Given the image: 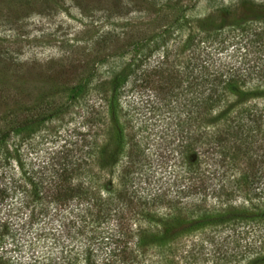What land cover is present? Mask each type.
I'll list each match as a JSON object with an SVG mask.
<instances>
[{"label":"trees","instance_id":"trees-1","mask_svg":"<svg viewBox=\"0 0 264 264\" xmlns=\"http://www.w3.org/2000/svg\"><path fill=\"white\" fill-rule=\"evenodd\" d=\"M262 21L243 20L230 26L233 29L225 34L234 42L231 49H236L229 59L228 54L220 57L229 45L224 46L223 40L216 37L209 38L212 36L209 33L198 37L202 43L200 51L193 34L182 40L180 52L174 55L167 44L162 46L161 58L150 66L146 58L157 52L164 39L156 43V49L145 51L140 46L136 51L133 47L131 59L111 65L110 77L102 81L105 86L97 85L101 98L99 110L90 111L86 117L88 128L94 127L92 137L73 129L74 135L86 136L78 138L81 144L75 143V148H70L69 140L65 139L59 150L50 149L40 160L36 159L39 164L35 169L27 166L30 161L27 162L14 138L20 137L22 141L23 135L29 137L34 130L46 127L59 109L38 112L37 103L43 101V93L31 105L22 107L20 113L27 116L17 122L13 118L12 129L0 133V167L12 161L11 188L5 185L0 188V243H4L0 245V264H21L16 259L18 255L15 256L19 230L31 233L39 216L46 217L48 210L63 219L60 227H67L66 233L59 229V238H69L71 229H85L86 222L108 229L101 235L103 240L98 241L104 242L106 257L97 261L92 258L95 251L85 248L79 252L80 263L75 262L78 258L76 253L71 254L73 249H68V243L64 244L55 234L50 235L54 241L59 240L61 247L57 264H137L131 257H136L134 252L141 248H145L142 250L145 253L151 250V256L166 262V256H174L175 243L181 236L204 227L239 222L264 226V27L257 36L249 35L256 30L254 25L262 26ZM201 26L204 32L215 28L209 22ZM217 33L219 29L214 35ZM104 40L102 35L96 42ZM210 45L217 58L207 51ZM186 50L199 56L191 57L182 68L179 64L174 66L181 59L179 54ZM127 85H132V92L143 95V107L138 106V110L150 115L142 118L141 114L138 120L131 115L134 108L124 109L123 88ZM81 87L80 81L71 88V99L78 97ZM88 87L86 83L85 95L90 91ZM32 109L34 114L29 116ZM157 112L161 117L154 131L155 125L149 119ZM150 143L154 144L150 150L152 157L146 152ZM257 146L262 153L253 152ZM154 158L160 174L156 175L154 168L152 178L158 176L155 180L162 187L140 195L134 172L140 166H152ZM242 159L245 164L240 165ZM227 167L235 169L230 173L233 180L230 188L232 193L239 194L238 198L222 201L219 207L224 208L211 207L212 210L190 199L191 195L205 196L209 190L207 181L214 178L211 174L223 169L224 177ZM166 173L168 179L163 181ZM214 193L222 194L221 189H214ZM236 200L239 203L232 204ZM188 207H191L189 212ZM74 208L77 211L71 217ZM142 229L148 237L141 234ZM41 235L40 232L36 238ZM5 236L9 237L7 243ZM131 239H134L133 247L128 244ZM115 254H122L121 258H112ZM34 255L37 257L38 253L31 254L35 259ZM49 258L56 260L57 255ZM254 261L264 264L263 257ZM254 261L246 264H255Z\"/></svg>","mask_w":264,"mask_h":264},{"label":"rangeland","instance_id":"rangeland-1","mask_svg":"<svg viewBox=\"0 0 264 264\" xmlns=\"http://www.w3.org/2000/svg\"><path fill=\"white\" fill-rule=\"evenodd\" d=\"M256 19H264V0H0V133L12 129L13 118L17 122L26 117L24 112L20 113V109L31 105L32 101L43 93V101L37 103V110L39 112L45 109L47 111L59 109L55 118L46 123V127L34 130L29 137L23 135L22 141L20 137L14 138L16 145L20 143V150L25 154L27 162L30 161L28 162L30 165L27 166L38 168L39 162L36 159L40 160L50 149L59 150L65 139L69 140L67 146L70 148H75V143L77 146L81 144V139L78 138L86 136L74 135L73 129L89 133L92 137L94 127L88 128L89 121L86 117L99 110L101 98L97 85H102V81L110 77L111 65L116 66L124 63V59L126 61L131 59L135 47L136 51L140 46H144L145 51L149 48L156 49L158 46L156 43L160 42L161 38L164 39L157 52L146 58L150 66L161 58L159 52L162 46L167 44L173 49L171 55H174L180 52L182 40L193 34L194 44L198 45L196 48L200 51L202 43L198 37L209 33L212 35L208 36L209 38L216 37L218 41L223 40L224 46L229 45L228 51L226 49V52L220 56L224 58L228 54L226 58L229 59L236 48L231 49L230 44L233 41L226 36V31L233 29L230 26L237 21L249 22ZM208 22L215 28L210 32H204L201 23ZM261 25V27L254 25L253 28L256 30L249 35L257 36L256 33L262 31L264 23ZM217 29L219 33L214 35ZM102 35H105V43L102 41L97 43V39L99 40ZM136 42L138 46L133 45ZM214 45L217 46L218 42ZM187 50L179 54L181 59L179 62H174V66L179 64L182 68L185 62L191 61V57L199 56V53L192 55ZM207 51L215 57L212 45ZM80 81L82 87L79 88L78 97L71 99V88ZM86 83L90 88L87 95L83 93ZM130 86L132 85L123 88L124 109L134 108L131 115L138 120L141 114L142 118L150 115V112L144 113L138 110V106L143 107L142 102L145 98L137 92H132ZM33 114L34 109L28 112L29 116ZM160 117L157 112L149 119V123L155 125L154 131L157 129ZM147 131L150 133L149 130ZM147 131L143 134H147ZM151 149H154L153 143H150L146 149L149 155L152 154ZM259 149L260 146H257L253 152L262 153ZM154 160L152 166H140L134 172L133 178L135 180L138 178L140 195H144L145 192L153 193L156 187L161 186V183L155 180L158 176L152 178L155 173H152L154 168L156 175L160 174L155 165L156 158ZM244 162V159L239 160L240 165L245 164ZM7 163L0 167V188L4 187L3 185L11 188L12 185V161ZM222 170L212 173L209 169V174L212 173L214 178L207 181L208 193L205 196L191 195L190 199L194 198L195 203L199 202L207 207V210H212L211 207L224 208L219 207L222 201L229 202L232 197L238 198L239 194L232 193L230 188V183L233 182L230 173L235 169L231 170L227 167L224 177ZM167 176L168 173L163 175V181L168 179ZM214 189H221L222 194L217 196ZM230 190L231 192L225 195ZM239 201H233L232 204H238ZM190 209L191 207H188L187 212ZM76 211L75 208L71 209L70 216L75 217ZM59 217L60 215L55 217L48 210L46 217L39 216L36 224L30 229L31 233L24 232L26 229L19 230L18 251L15 253V256L18 255L16 259L19 263L55 264L60 261L59 240L56 242L49 238L50 235L61 234L59 229H64L62 232L65 233L67 231V227H60L63 219ZM84 226L85 229L69 230L71 232L69 238L67 236V238L58 236L57 238L63 239L64 244L68 243V249H73L71 254L76 253L78 258L75 260L76 263L82 262V257L78 255L85 248L95 251V254H92L93 259L99 261L102 257L105 258L104 242L99 244L98 241L103 240L101 235H104L108 229L95 226L91 222H86ZM40 232L41 237L36 238ZM35 233L38 234L34 235ZM141 234L148 237V233L143 229ZM7 236H5L6 243L9 238ZM128 244L133 247L134 239ZM175 244H177L176 252L172 258L166 256V262L163 258L151 256V250L142 252L145 248H141L138 253L134 252L137 256L131 257L132 261H137V264H169V262L171 264H246L249 260L264 258V226L239 222L204 227L181 236ZM0 245L4 243L1 242ZM148 245L154 247L151 242H148ZM5 248L9 250V247H3ZM30 248L32 249L29 250ZM33 252L38 253L36 256L39 258L34 255V259L31 256ZM50 255H57V259L49 258ZM121 255L115 254L111 257L119 259ZM255 264L259 263L255 262Z\"/></svg>","mask_w":264,"mask_h":264}]
</instances>
